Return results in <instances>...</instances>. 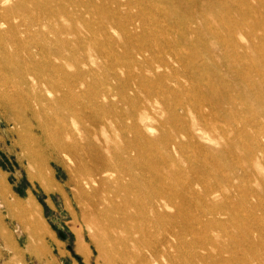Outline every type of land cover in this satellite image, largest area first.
<instances>
[{
    "label": "rangeland",
    "instance_id": "1",
    "mask_svg": "<svg viewBox=\"0 0 264 264\" xmlns=\"http://www.w3.org/2000/svg\"><path fill=\"white\" fill-rule=\"evenodd\" d=\"M58 5L53 9L62 24L77 19L64 36L74 39L79 32L83 40L66 69L98 70L82 79L100 85L101 103L117 104L100 116L84 112L103 132L94 147L110 168L106 202L125 216L141 176L153 175L156 191L176 189L167 213L183 210L193 246L186 251H197L199 264H264V0ZM84 18L90 27L81 24ZM53 26L40 30L52 33ZM25 66L30 70L33 63ZM24 75L34 93L45 92L51 101L53 110L42 112L52 114L55 125L71 124L65 97L26 69ZM33 102L39 107L38 98ZM24 122L0 109V264H109L93 245L73 195L74 161L30 139ZM42 173L56 190L45 189ZM213 186L223 193L206 196ZM185 262L195 264L191 256Z\"/></svg>",
    "mask_w": 264,
    "mask_h": 264
},
{
    "label": "bare ground",
    "instance_id": "2",
    "mask_svg": "<svg viewBox=\"0 0 264 264\" xmlns=\"http://www.w3.org/2000/svg\"><path fill=\"white\" fill-rule=\"evenodd\" d=\"M57 7L58 0H0V109L7 116L26 120L24 123L30 125V134L27 132L30 139L42 140L47 147L65 152L74 161L77 173L71 181L76 188L73 195L81 205L82 219L93 245L109 264H191L182 263L190 256L199 264L202 258L198 252L194 250L189 254L186 251L193 246L185 236L188 228L183 210L167 213L168 208L174 206L173 199L177 195L173 186L159 192L155 190L156 177L141 176L136 201L124 207L127 215L124 211L125 216L121 218L118 209L106 202L103 182L110 168L103 166L100 153L94 147V141L101 139L103 132L96 119H89L84 112L90 110L93 115L100 116L117 104L111 100L101 103L100 85L92 87L82 79L84 72L95 74L98 70L89 66L83 70L81 65H73L74 70L66 69L64 62H74L75 57L70 52L83 40L79 32L74 39L64 36L69 29H75L77 19L71 17L68 25L62 24L53 9ZM80 22L90 27L87 19H80ZM53 24L52 33L40 30V27ZM59 57L63 58L62 63L55 61L60 60ZM28 62L33 63L30 70L25 66ZM25 69L38 82L45 83L49 92L65 97L71 112L67 119L71 124L57 122L55 125L53 115L42 112L43 109L53 110L51 101L45 92L34 93L31 81L24 75ZM21 70L24 74L16 76ZM34 98L39 99V107L34 105ZM144 110L147 112L141 117L143 122L149 117L151 107ZM105 129L111 132L108 126ZM133 129L140 137L147 138L143 128ZM131 150L127 151L128 155ZM40 178L47 191L57 189L45 173ZM214 191L223 193L213 186L205 195Z\"/></svg>",
    "mask_w": 264,
    "mask_h": 264
}]
</instances>
